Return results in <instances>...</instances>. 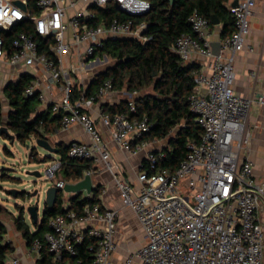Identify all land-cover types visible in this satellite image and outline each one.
<instances>
[{
    "label": "built area",
    "instance_id": "1",
    "mask_svg": "<svg viewBox=\"0 0 264 264\" xmlns=\"http://www.w3.org/2000/svg\"><path fill=\"white\" fill-rule=\"evenodd\" d=\"M14 1L0 0V30L10 31L20 22L29 28L16 31L10 52L0 37V61L4 66L39 63L48 73L45 88L60 87V98L49 101L52 112L62 113V128L77 123L89 138L88 142H69L67 155L101 165L111 173L123 205L135 213L143 230L144 243L128 255L125 264L135 260L139 264H264V224L259 219L264 181L255 178L252 161L242 157L250 141L246 124L249 108L253 103L264 104V95L240 96L232 88L234 55L244 47L255 0L227 1L234 30L219 39L217 55L210 48L209 19L196 9L188 16L194 35L180 34L172 50L187 62L192 55L209 58L208 74H196L197 83L188 97L202 132L197 141L186 142V157L174 170L158 167L160 151H148L137 173L136 188L113 173L108 145L89 112L97 99L113 89L112 81L106 79L92 94L81 91L74 100L71 90L73 77L90 66L84 65L86 59L103 48L107 37L146 39L144 22L113 18L95 24L91 7L113 2L126 15L141 16L149 10V1L18 0L25 9ZM234 1L236 5L232 6ZM35 36L52 40L48 50L56 62L38 51ZM73 50L78 69L62 65V58ZM35 91L38 99L45 101L43 88L36 82L26 87L24 94ZM130 95L127 112L101 111L99 118L110 128V137L118 147L136 152L148 145L149 141L142 137L151 129V123L145 115L130 116L136 112L133 97L137 92ZM59 166V160L53 162L46 168L45 177L63 194L66 208V182L55 177ZM92 172L91 166L83 176ZM116 216L115 209H105L99 203L85 205L81 213L68 210L52 216L43 236L52 259L60 264H83L76 257V245L90 238L92 257L88 264H110L117 247L113 239ZM41 245L35 239L30 246L38 258ZM5 264L25 263L19 257L6 256Z\"/></svg>",
    "mask_w": 264,
    "mask_h": 264
},
{
    "label": "trees",
    "instance_id": "2",
    "mask_svg": "<svg viewBox=\"0 0 264 264\" xmlns=\"http://www.w3.org/2000/svg\"><path fill=\"white\" fill-rule=\"evenodd\" d=\"M149 10L141 16H129L118 9L113 2L103 7L92 6L95 20L92 23L109 22L113 18L119 20L132 19L135 24L144 22L146 39L139 41L133 38L125 40H109L104 43L106 55L115 60L113 65L101 70L93 76L91 85L82 89L74 84L71 90V98L74 100L81 91L85 94L94 93L106 79H110L113 89L125 88L129 93L137 92L133 97L136 112L130 116H147L151 123V129L143 135V139H166L161 149L162 158L158 160V167L174 170L186 157V142L197 141L202 129L197 124L192 111L189 108L188 97L194 91L196 74L199 65L195 62L183 61L173 50L175 39L182 33L194 35L188 22V16L196 9L200 14L209 19V27H213L210 17L215 15L222 24L221 37H226L234 30L233 17L227 8L228 0H147ZM29 25L20 22L10 31L0 30V37L4 39L6 48L12 50L10 41L16 31L27 29ZM38 41V51L57 61L48 50L50 38L35 36ZM32 75L23 73L15 81L5 83L2 92L6 103L0 99V125H5L9 133L14 134V140L25 145L30 137H45L61 127L62 113H54L51 105L39 108L40 100L38 91L25 95L24 91L33 81ZM127 100L116 106H106L103 112L115 113L127 112ZM6 104V106H5ZM8 108L7 111L4 109ZM0 137L12 140L7 134ZM60 166L56 173V179L64 182H75L83 177L84 172L91 168L88 160H80L67 155V145H57ZM6 149V147H5ZM33 155V154H31ZM50 158L45 156L44 161ZM22 197L25 191L19 193ZM99 190L96 188L91 195L83 192L69 194L68 205L63 207L64 197L59 191L52 210L44 206L41 219L34 224L31 230L23 217V210L19 216L13 219L15 229L21 232L27 245L30 247L35 239L42 242L39 251V264H60L54 261L43 236L49 230V219L68 210L81 213L85 205L100 204ZM0 207V213H1ZM5 227L0 224V264H5L7 253L12 250L10 242L5 241ZM92 239L85 238L76 245V257L88 264L92 257L89 245Z\"/></svg>",
    "mask_w": 264,
    "mask_h": 264
},
{
    "label": "crops",
    "instance_id": "3",
    "mask_svg": "<svg viewBox=\"0 0 264 264\" xmlns=\"http://www.w3.org/2000/svg\"><path fill=\"white\" fill-rule=\"evenodd\" d=\"M221 29V23L209 27L210 42L219 41L222 38L220 34ZM69 56L70 53L62 58V65L67 66L69 64ZM188 62H195L199 65L198 73L208 74L207 65L209 58L192 55ZM39 66L40 64L36 62L4 66V63L0 61V80L1 78L4 79L5 84L9 81L17 80L23 73L32 75V81L36 82L40 89L43 88L45 101H40L38 107L44 108L49 105V101L58 98L59 94L57 92H60V87L46 89L43 77L46 78L48 73L45 71V74H41L38 70ZM94 74L95 72L90 76L79 74L76 77L75 75L73 77L74 84L82 89H86L91 85ZM232 88L234 93L240 96L258 97L259 95H264V0H255L253 13L249 16V33L245 39L244 47L234 55V80ZM202 89L203 87H201ZM130 97V93L125 88L112 89L103 97L97 99L89 112L100 130L102 138L108 145L113 173L120 178L126 179L136 188L139 185L137 173L141 168L140 165L144 161L146 153L150 150L155 152L161 151L165 144L162 145L160 143L162 139H152L149 140L146 147L136 152L121 149L112 141L110 128L101 123L99 118V114L104 110V107L116 106ZM3 103H6V100ZM7 109L5 108L4 110L7 111ZM246 124L250 131V141L244 148L242 157L252 161L255 178L259 181H264V104H251ZM48 137L55 146L60 144L67 145L72 141H89L88 135L81 125L77 123L71 124L66 128L60 127ZM91 166L93 167V172L90 176L93 185L99 190L100 205L105 209H115L117 211L115 232L113 234L117 247L111 254L110 264H125L128 255L144 243L143 230L135 213L123 205L118 189L114 184L113 175L103 169L101 165L91 164ZM259 219L264 224V204L260 205ZM0 224L4 226L2 222ZM5 234L6 232L4 233L5 241L10 242L12 245V250L7 253V257H19L25 264H39L36 253L27 245L21 232L15 229V233L12 235L14 241L10 236L6 237ZM131 264L139 263L135 260Z\"/></svg>",
    "mask_w": 264,
    "mask_h": 264
},
{
    "label": "rangeland",
    "instance_id": "4",
    "mask_svg": "<svg viewBox=\"0 0 264 264\" xmlns=\"http://www.w3.org/2000/svg\"><path fill=\"white\" fill-rule=\"evenodd\" d=\"M76 56L77 53L73 50L70 53L68 65H74L75 68L78 69ZM104 56L107 58L105 59ZM96 59L99 60V63L89 66L88 68H83L80 71L78 70L79 72L76 77H78L79 74L90 76L92 73L101 71L113 65L115 62L114 59L106 55L105 49H100L95 51L93 56L86 59L84 65H89L90 62ZM38 70L41 74H45L41 64ZM43 81L46 83L47 77H43ZM3 86L4 79L1 78L0 99L4 102L5 98L2 94ZM57 93L59 94L58 98H60L61 92L58 91ZM160 143L164 145L166 139H162ZM26 144H29V147H26ZM26 144L23 145L17 140L0 137V207L2 210L0 213V222L5 226V236H10V238H12V235L15 233L13 219L19 216L20 210H23L25 222L29 225L30 229L33 230L34 224L31 222L26 209L29 205H37L39 215L38 221H40L44 209L45 190L51 183L50 179L45 177V170L53 162L58 160L57 153H49L36 145L33 136L30 137ZM5 147L10 152L7 151ZM48 155L50 158L44 161V157ZM28 170L40 171L42 175L41 178L27 175L26 171ZM11 190L25 191L30 195L25 194V197H22L20 194H16V196H14L10 193Z\"/></svg>",
    "mask_w": 264,
    "mask_h": 264
},
{
    "label": "water",
    "instance_id": "5",
    "mask_svg": "<svg viewBox=\"0 0 264 264\" xmlns=\"http://www.w3.org/2000/svg\"><path fill=\"white\" fill-rule=\"evenodd\" d=\"M173 1V0H171ZM15 4L19 5L22 9H25V5L18 1L15 0L14 1ZM232 6L236 5V2H232L231 3ZM210 22L212 25H218L219 24V20L217 19V17L215 15H212L210 17ZM129 37H124V36H110L108 38H106L104 40V42H107L109 40H125ZM210 48H211V52L214 55H217L219 53V49H220V42L219 41H212L210 42ZM104 58L106 59L107 57L104 56ZM99 63V60L96 59L93 62H90V66ZM100 71L95 72L94 75L98 74ZM2 133L7 134L12 140H14V134L9 133L7 127L5 125H0V135ZM35 143L36 145H38L39 147H41L42 149L48 151L49 153H57V147L52 143V141H50L49 139L45 138V137H38L35 138ZM26 147H29V144L25 145ZM49 156V155H48ZM42 161V160H41ZM26 174L29 176H33L35 178H41V172L38 170H28L26 171ZM96 189L95 185H93L92 183V178L90 175L86 174L84 175L81 179L75 181V182H66L63 190L66 193L69 194H75V193H80L83 192L85 194H91L94 190ZM60 190L53 184L50 183V185L46 188L45 190V199H44V206H46V208L48 210H52L53 209V205L55 203L56 200V194L59 192ZM21 191L18 190H11L10 193H12L14 196H16V194H19ZM27 213L28 216L30 218L31 221H33V223H38V207L37 205H29L27 207Z\"/></svg>",
    "mask_w": 264,
    "mask_h": 264
},
{
    "label": "clouds",
    "instance_id": "6",
    "mask_svg": "<svg viewBox=\"0 0 264 264\" xmlns=\"http://www.w3.org/2000/svg\"><path fill=\"white\" fill-rule=\"evenodd\" d=\"M14 15L18 16L19 14L18 13H14Z\"/></svg>",
    "mask_w": 264,
    "mask_h": 264
}]
</instances>
